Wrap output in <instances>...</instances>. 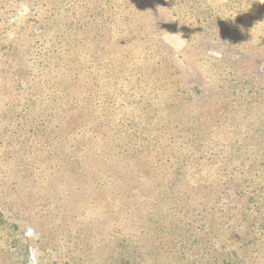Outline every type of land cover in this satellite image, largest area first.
Masks as SVG:
<instances>
[{
    "label": "rangeland",
    "instance_id": "obj_1",
    "mask_svg": "<svg viewBox=\"0 0 264 264\" xmlns=\"http://www.w3.org/2000/svg\"><path fill=\"white\" fill-rule=\"evenodd\" d=\"M124 4L0 0V264H264V19Z\"/></svg>",
    "mask_w": 264,
    "mask_h": 264
},
{
    "label": "trees",
    "instance_id": "obj_2",
    "mask_svg": "<svg viewBox=\"0 0 264 264\" xmlns=\"http://www.w3.org/2000/svg\"><path fill=\"white\" fill-rule=\"evenodd\" d=\"M133 3L135 0H123L124 7H126V3ZM158 3L163 4L164 6H167L168 8H173V5L175 3H178L181 1L182 3L187 2L188 0H157ZM197 1L198 3H201L202 5L209 6V5H216V8L218 7H229L230 10H227L229 12V17H231V21H233L232 29L235 33L239 35L240 38L244 39L249 37V33H251L250 28H252V25L246 24L248 21V18L253 22L254 19L257 21H261L264 19V0H193ZM2 8V7H1ZM128 9V8H124ZM132 11H129V14H131ZM233 32V31H232ZM122 62L119 64V66L124 67L129 64V62L126 59H121ZM117 79L120 80L123 88L128 87L130 90H133L135 88L134 81L137 82L140 80V78H135V76H132L130 73H127V76H124L122 72L117 73ZM138 83V82H137ZM146 85V84H145ZM147 86V85H146ZM123 97L121 99V107L123 108H130L133 106H138L139 109H146V103L148 102L147 99L143 98V96H139V100L134 99V95L131 94L129 91L122 92ZM124 98H130V100H124ZM149 104L150 101H149ZM184 138V137H183ZM218 139V140H217ZM217 140V142H216ZM192 142L191 139L186 140L184 138L183 144L184 147L187 146L190 148V143ZM210 142L215 143V146L212 147V151L208 150L202 155V160L206 158V155L210 153V157L208 160H214L215 157L219 158L220 154L217 153L218 151L224 152L228 146H230L233 149V152L230 153L228 156H223L222 159L219 161V167L217 168L218 175H224V174H231L239 167L244 166V163L242 161L240 163L234 162L233 158H236V156L240 155V152L243 151L244 145L237 140V142H230L229 145L226 143L221 142V139L218 137H213L210 139ZM238 143V145H237ZM208 147L207 145L203 146L202 148ZM216 148V150H215ZM194 151V150H193ZM201 149L198 151H194V154L200 153ZM197 156V155H196ZM231 158L233 159L231 161ZM188 169V168H187ZM188 172V171H186ZM178 175H185V172L182 170L177 171Z\"/></svg>",
    "mask_w": 264,
    "mask_h": 264
}]
</instances>
